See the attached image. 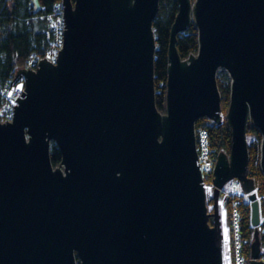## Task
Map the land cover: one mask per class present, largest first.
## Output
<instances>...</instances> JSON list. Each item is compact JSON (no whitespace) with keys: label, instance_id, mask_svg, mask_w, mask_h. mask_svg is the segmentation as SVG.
<instances>
[{"label":"water","instance_id":"obj_1","mask_svg":"<svg viewBox=\"0 0 264 264\" xmlns=\"http://www.w3.org/2000/svg\"><path fill=\"white\" fill-rule=\"evenodd\" d=\"M177 2L164 112L154 100L159 0H61L57 62L15 67L11 84L22 73L25 86L0 122V264H222L217 202L231 178L249 193L248 264H264L246 142L250 121L264 174V0ZM191 21L198 48L181 58L176 36ZM219 68L231 142L215 156L209 212L194 128L222 120Z\"/></svg>","mask_w":264,"mask_h":264},{"label":"trees","instance_id":"obj_2","mask_svg":"<svg viewBox=\"0 0 264 264\" xmlns=\"http://www.w3.org/2000/svg\"><path fill=\"white\" fill-rule=\"evenodd\" d=\"M61 0H0V84L6 81L17 66H23L31 54L43 55L53 37L47 27L46 14L53 10ZM178 10L177 0H159L156 16L153 20L155 32L154 89L155 105L161 112L165 111V82L167 76V48L169 31ZM176 48L181 58L195 53L198 48L197 28L191 21L185 31L177 34ZM216 75L220 94V107L223 115L229 102L230 79L226 71ZM208 119L200 117L195 126L205 124ZM210 146L216 155L220 149L228 152L231 142L230 128L222 117L220 123L207 125ZM260 132L248 121L246 124V142L248 150L247 176L253 178L257 194L261 198L260 209L264 224V174L259 164ZM58 147L51 143L50 160L53 166L60 162ZM243 233L252 237L253 229L249 226V206L240 205ZM260 257L264 260V233H259ZM249 260V245L245 248V263ZM224 264V263H223Z\"/></svg>","mask_w":264,"mask_h":264},{"label":"built area","instance_id":"obj_3","mask_svg":"<svg viewBox=\"0 0 264 264\" xmlns=\"http://www.w3.org/2000/svg\"><path fill=\"white\" fill-rule=\"evenodd\" d=\"M41 17H45L47 27L52 31V39L49 46L43 53V55L31 54L24 63V68L27 69L28 65L30 69L37 67L39 59L45 56L46 59L55 64L57 62L58 49L62 47L63 43V25L64 16L62 12L61 1L57 3L53 10L46 14H41ZM15 68L13 69L11 76L0 84V122H4L6 119L10 121L13 115V105L17 104L16 97H21L22 90L24 91L25 79L21 73L13 83L11 80L15 76ZM208 119V118H207ZM216 124L213 120L208 119L205 124H198L194 128L195 134V149H196V164L199 165L205 194V201L207 210L209 212L213 209V182L212 171L215 162V154L210 146L207 125ZM258 200L261 202V198L257 194L256 187L253 189ZM249 193H246L243 189L240 180L237 178H231L225 182L219 191L218 195V212L221 227V252H222V264H246L245 263V248L250 244L251 237L246 236L242 229V215L240 205L244 201L249 206ZM253 229L254 227L250 224ZM257 229L264 233L263 216L260 209V221L257 225ZM261 258V257H260Z\"/></svg>","mask_w":264,"mask_h":264},{"label":"rangeland","instance_id":"obj_4","mask_svg":"<svg viewBox=\"0 0 264 264\" xmlns=\"http://www.w3.org/2000/svg\"><path fill=\"white\" fill-rule=\"evenodd\" d=\"M193 1V0H192ZM220 71H225L223 68H219L216 72V75H219L221 72ZM227 73V72H226ZM227 110V109H226ZM225 117V114L223 115V113L221 112V117ZM263 201H264V198H263Z\"/></svg>","mask_w":264,"mask_h":264}]
</instances>
